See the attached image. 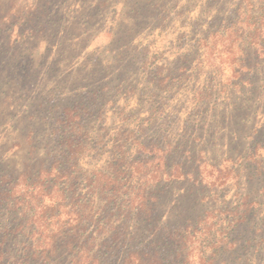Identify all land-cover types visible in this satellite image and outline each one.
Listing matches in <instances>:
<instances>
[{"label":"rangeland","instance_id":"rangeland-1","mask_svg":"<svg viewBox=\"0 0 264 264\" xmlns=\"http://www.w3.org/2000/svg\"><path fill=\"white\" fill-rule=\"evenodd\" d=\"M135 142L168 165L102 190L119 150L148 163ZM128 233L147 260L264 264V0H0V264H78L87 240L124 264L102 245Z\"/></svg>","mask_w":264,"mask_h":264},{"label":"trees","instance_id":"trees-1","mask_svg":"<svg viewBox=\"0 0 264 264\" xmlns=\"http://www.w3.org/2000/svg\"><path fill=\"white\" fill-rule=\"evenodd\" d=\"M242 23L243 21H245V19L242 18ZM240 21V23H241ZM233 27H229V30H232ZM236 33V31H234V34ZM76 142L75 141H69L67 142V146L68 149H72L73 147L76 146ZM136 144V149H137V153L139 154V152L143 151V156L148 158L150 156V160H148V163H145L143 161H141L137 155V157H135V159H133V164H130V162H128V159L126 158V156L124 155V152H122L121 150L118 151V153H116L113 157L114 162H112L113 166L111 167V169H107V170H101L98 172V174H94L91 178V180L94 183H97L99 185V187L104 190V191H110L113 192L114 194L119 193V190L123 187V183L125 180V176L129 173V171H133L135 173H137V175L139 176V179L141 181L145 182L146 185V180H148L146 178V166L147 164L150 166H155L154 171H151V174L149 175L150 178L152 177L153 180H155L157 177L155 176V172H159V168H164L168 165V161L170 159V157L168 156L169 154L166 152H163L159 149V151H157V153L154 155L153 152L150 153V151H148V149L146 148L147 146L142 143V142H135ZM73 152V151H72ZM149 154H153V156L149 155ZM143 170V172L141 171ZM180 170V169H179ZM49 176L53 177L56 176L55 174H59V176H62V178H65L66 175L64 174V172L59 171L58 168H55L54 170H50L48 171ZM157 174V173H156ZM67 178V177H66ZM131 178V177H130ZM45 182L48 180V177L44 178ZM70 180V179H69ZM52 181H56L55 177L53 178ZM70 186V184H69ZM147 187H151L150 184L148 183L146 185ZM146 189H140V193L138 194V196L136 198H140L143 197L146 194ZM64 196V195H61ZM134 202V201H131ZM138 204V203H132V205ZM56 205L53 207V209H56ZM139 207H132L133 209L139 210L140 208H142L143 203H139L138 204ZM59 206V205H58ZM84 210L82 211H69V219L67 220V222L64 224H62V227L59 228L58 232L62 229H64V227H66V234H68L72 239H75L77 241V239L79 237H82L84 235L83 233V225H81L82 223V219L85 218V215H83ZM108 221H106V224H108ZM98 232H101V226L97 228ZM121 231H125L124 228H122ZM126 232V231H125ZM119 237V236H118ZM195 237V236H193ZM113 240V239H111ZM134 238L131 236V233L129 234H125L123 236H120L119 238H117L116 240L114 239V241H112V243L108 246L106 243L102 245V247L104 248L105 254H108L110 252V250L116 246L117 248L122 247V248H126V251L129 253L128 258L125 260L124 264H145V261H148L150 264H167V262H165L164 260H162L161 262H159V255H158V250L154 253L155 254V258H149L147 260V258L150 256V250H144V251H140V249H134V247L131 245V243H133ZM92 241V240H90ZM90 241H86L85 243L82 244V246L80 247V254L81 256L79 257V262L78 264H98L99 262V257H91L90 256V252H91V247L92 244H88ZM117 241V242H115ZM119 241V243H118ZM124 242H127V244H125L124 246ZM74 243V241H70L69 244L72 245ZM134 244V243H133ZM143 252V253H140ZM214 256V255H213ZM207 257L205 255L199 256L198 259V264H215L214 263V257ZM162 259V258H161ZM150 260V261H149ZM187 261V260H186ZM185 261L184 264H191Z\"/></svg>","mask_w":264,"mask_h":264}]
</instances>
